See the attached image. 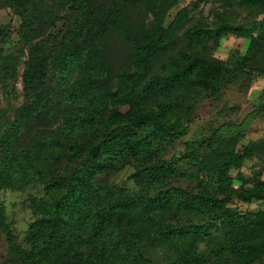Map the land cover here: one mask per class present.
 Segmentation results:
<instances>
[{"label": "rangeland", "instance_id": "obj_1", "mask_svg": "<svg viewBox=\"0 0 264 264\" xmlns=\"http://www.w3.org/2000/svg\"><path fill=\"white\" fill-rule=\"evenodd\" d=\"M27 7L29 30L25 32L15 0H0V138L12 123H19L15 142V150L22 156L19 174L32 172V145L38 134L42 142L45 136L61 135L67 115L71 113L73 119L85 110L75 106L80 99L73 102L69 98L81 75L70 56L65 57L66 67L51 64L43 83L35 79L32 88L31 80L25 88L23 74L33 44L44 42L42 52L49 61L63 49L71 52L80 45L100 54L105 61L103 84L114 93L134 72L136 44L162 39V49L150 57L134 93H142L154 75L170 73L172 56H177L178 68L203 58L226 70L222 87L213 95H203L201 68L165 91L142 94L137 104L140 110L165 104L173 107L161 119L165 130L174 133L160 145L158 155L165 166L176 169L166 186L221 199L219 208L237 215L254 213L260 231L251 242L264 241V198L248 200L244 194L264 195V0H154V14L142 0H28ZM223 26L240 27L245 32L221 29ZM195 29L209 30L210 34L191 38L188 33ZM40 91L44 93L41 107L25 115V107ZM134 113L132 106L108 101L95 117H107L109 125L115 126L136 118ZM75 130L90 135V130L81 132L80 123ZM156 144L151 146L154 151ZM66 154V148L60 152L57 169L67 162ZM231 154L239 157L228 160ZM149 164L140 156L139 162L120 163L117 170L97 175L93 183L136 188L130 175ZM24 183L20 188L0 190L12 233L9 241L6 230L0 227V264H32L27 231L34 218L32 197L39 192L32 188V178ZM218 209H209L199 219L211 221ZM210 239L211 247L220 241L216 234ZM249 255L231 260L229 254L219 260L211 256L205 264H264V251Z\"/></svg>", "mask_w": 264, "mask_h": 264}, {"label": "trees", "instance_id": "obj_2", "mask_svg": "<svg viewBox=\"0 0 264 264\" xmlns=\"http://www.w3.org/2000/svg\"><path fill=\"white\" fill-rule=\"evenodd\" d=\"M142 1L154 14V0ZM27 2L15 0L25 32L29 30ZM221 29L245 32L240 27L223 26ZM188 34L196 38L210 34V31L195 29ZM162 42L164 40L156 38L136 44L134 72L114 93L108 92L103 84L105 61L100 54L80 45L71 52L63 49L61 55L49 61V56L42 52V40L32 45L23 74L25 88L30 87L31 80L32 88L35 79L43 83L51 64L66 67L65 57L70 56V60L80 68L81 75L69 91V98L73 102L80 99V104L75 106L85 108L80 116L73 119L71 113L67 115L61 135L45 136L42 142L41 134H38L32 145L30 174H19L23 168L22 156L15 150L19 123H12L0 138V190L20 188L21 184L25 185V180L32 178V188L39 192L32 197L34 218L27 231L32 264H205L211 256L220 259L229 254L231 260L264 251L263 240L251 242L260 231L254 213L237 215L235 211L230 212L233 210L219 208L223 202L221 199L215 200L178 186H166V180L175 175L176 169L165 166L167 163L160 161L158 155L161 153L160 145L163 146V142L172 137L169 134L174 133H169L170 129L165 130L161 119L165 113L170 114L173 107L165 104L159 105L158 109L148 107L140 110L137 104L142 94L154 95L165 91L201 68L203 95H213L222 87L226 70L203 58L193 59L178 68L177 56H172L170 64L173 70L170 73L154 75L144 85L142 93H134L133 89L150 57L162 49ZM251 44L255 47V40ZM43 100L44 93L40 91L25 107V115L36 112ZM108 101L132 106L137 117L110 126L107 117H95ZM78 123L83 127L81 132L90 130L89 136L77 134L75 128ZM153 143H157L155 151L151 149ZM65 148L67 162L57 169L59 154ZM140 156L143 162L150 164L130 175L136 188L93 183L97 175L117 170L120 163L135 159L139 162ZM238 157L231 154L226 158L234 160ZM244 194L248 200L264 198L255 192ZM212 208L219 209L211 221L199 219ZM0 227L6 230L10 241L12 233L5 220L2 201ZM213 234L220 241L211 247ZM71 254L74 255L70 258ZM228 260L227 257L224 262Z\"/></svg>", "mask_w": 264, "mask_h": 264}]
</instances>
